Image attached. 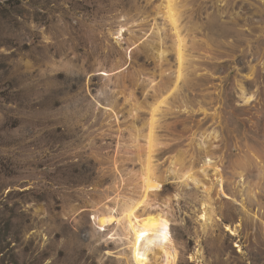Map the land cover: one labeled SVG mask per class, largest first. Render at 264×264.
<instances>
[{
    "label": "rangeland",
    "instance_id": "obj_1",
    "mask_svg": "<svg viewBox=\"0 0 264 264\" xmlns=\"http://www.w3.org/2000/svg\"><path fill=\"white\" fill-rule=\"evenodd\" d=\"M202 263L264 264V0H0V264Z\"/></svg>",
    "mask_w": 264,
    "mask_h": 264
},
{
    "label": "bare ground",
    "instance_id": "obj_2",
    "mask_svg": "<svg viewBox=\"0 0 264 264\" xmlns=\"http://www.w3.org/2000/svg\"><path fill=\"white\" fill-rule=\"evenodd\" d=\"M182 179L185 182V184L188 185V186H189V184L191 182H197V179L195 177H193V175H191L190 173L189 174L188 173L183 174L182 175ZM209 201L207 199L205 202H203L204 203L203 212L201 213L202 215L200 214L201 216L199 215L200 216V221H202V224L204 225L203 227L205 228V230H207V228H209L210 225H212V227L217 226L218 222L221 221L220 218L219 219H215L213 217V215H214L213 214V208H211L212 206H211ZM226 230L231 231L232 234H234V235H236L237 231H238L237 228L235 230V228L232 229V228H229L228 226H226ZM237 236H239V235H237ZM198 254L202 255L201 253H198Z\"/></svg>",
    "mask_w": 264,
    "mask_h": 264
}]
</instances>
